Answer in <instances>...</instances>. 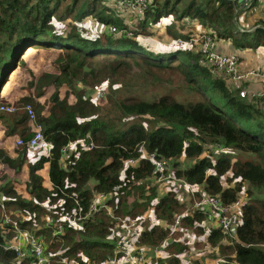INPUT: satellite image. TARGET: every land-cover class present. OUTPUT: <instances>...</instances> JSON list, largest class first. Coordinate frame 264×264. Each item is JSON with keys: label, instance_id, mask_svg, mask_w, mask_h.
<instances>
[{"label": "trees", "instance_id": "16d2710c", "mask_svg": "<svg viewBox=\"0 0 264 264\" xmlns=\"http://www.w3.org/2000/svg\"><path fill=\"white\" fill-rule=\"evenodd\" d=\"M239 8L238 0H149L134 35H114L104 30L87 35L79 24H56V17L66 19L73 14L77 22H82L91 15L102 24H126L113 15L104 0H0V86L11 70L26 63L25 57L32 46L63 52L57 73L42 80L35 93L42 95L45 88H53L46 113L42 112L43 104L35 101L31 93L20 97L22 103L34 104L44 133L52 141L49 155L42 154L27 163L33 198H19L12 187L0 189L17 196L15 201L27 212L39 211L44 201L56 202L53 208L57 212L53 214L70 217H76L74 211L78 205L83 210L87 208L94 192L110 193L107 202L112 214L103 208L80 220L78 226L69 219L64 221V232L54 237L60 240L51 243L53 249L62 248L57 257L81 252L90 262L102 264L113 254L114 240L109 235L115 224L114 216L137 217L149 208L154 218L167 224L155 222L138 229L136 243L155 246L165 242L174 216L180 213L177 227L206 232V240L217 245L225 234L218 227L206 224L204 229L203 211L188 207L174 190L158 194L157 186L148 180L153 167L149 156L165 157L176 166L173 159L183 155L193 161L174 167L177 178L200 186L227 205L235 203L242 191L247 196L240 205V221L231 247L233 255L219 264H264L261 245L264 244V96H240L214 67L202 61L201 53L195 48L163 44L165 47L154 50L136 35L148 31L149 17L157 22L175 15L178 20H195L198 28L190 22L191 30L207 31L217 41H230L235 48L264 45V17L244 26L236 16L241 30L234 22ZM249 8L259 9V1L253 0ZM251 27L254 28L249 30ZM22 53L24 57L20 56ZM174 68L183 72L204 100L179 101L169 91L158 92L152 100L140 97L139 85L160 81ZM76 79L93 86L107 82L113 95L109 91L100 103L79 89L75 99L69 100L60 94V86ZM17 110L2 113L0 117H7V120L4 117L6 134L17 131L26 139L31 134L27 115L24 109ZM142 115L146 116L144 121L156 122L151 130L139 118H131ZM80 138L86 146L76 143L63 153L68 141ZM90 141L94 145H89ZM216 143L223 149L216 157L203 153L207 145ZM141 147L147 156H141ZM28 152L23 146L12 156L0 146V161L20 170ZM131 158H138L137 164H130ZM45 166L51 186L43 184L38 172ZM131 195L133 199L129 200ZM31 225L29 219L20 222V226L28 229L34 228ZM34 229L49 234L48 230ZM11 232L8 225L0 223V264H11L16 258L13 250L2 246ZM186 248L187 244L175 239L166 242L164 250L168 255L164 263L182 264L178 253ZM190 264L207 263L195 259Z\"/></svg>", "mask_w": 264, "mask_h": 264}, {"label": "built area", "instance_id": "2783aa9c", "mask_svg": "<svg viewBox=\"0 0 264 264\" xmlns=\"http://www.w3.org/2000/svg\"><path fill=\"white\" fill-rule=\"evenodd\" d=\"M149 0H104L105 5L111 8L113 15L123 19L126 26H118L113 23L102 24L98 27L100 30L112 33L114 35L125 34L134 35V30L139 29V21L142 18L144 10L147 8ZM253 0H244L241 3L242 9L249 8ZM259 1V12L264 17V0ZM238 28H243L237 24ZM141 36L143 34L137 33ZM185 44L192 46L196 44V51L201 53L202 61L212 67L223 77L228 85L238 90L242 97H261L264 96V66L254 65L248 67H240L239 57L236 53H228L218 47V42L215 37L207 31H199V33L188 36L178 35L172 37L164 44ZM93 97H103L106 94V89L103 87H94ZM7 101V100H6ZM25 110L27 115V122L31 134L25 139L22 136L14 140V145L18 148L26 146L28 155L26 163L31 162L42 154L49 155L51 153L52 141L44 133V126L38 118L37 113L31 103H18L13 100L7 102H0V114L12 113L19 108ZM44 113V112H43ZM81 144L86 146L83 139H76L68 141L66 146L62 149L63 153L67 152V147L73 144ZM89 145H94L90 141ZM214 146V145H213ZM215 147H221L220 143H216ZM20 149L13 148L12 156H16ZM141 156H147L145 150L141 147ZM153 162L151 179L161 178L164 175L168 160L165 157L149 156ZM138 158L129 159L130 164H137ZM24 163L20 170L14 171L5 163L8 171L10 181L0 177V188L7 189L12 182L11 177H14L20 182L10 186L15 190L20 191L23 195L33 198L31 189V182L28 176L27 164ZM4 162L0 161V168ZM39 172V170H38ZM48 183L43 180V184L51 186L49 176H46ZM178 181L190 188L193 185L185 181L183 178H177ZM3 184V185H1ZM15 184V185H14ZM5 190H1L3 192ZM110 193L94 192L87 208L83 210L81 205L74 211L77 213L76 217L79 220L86 219L93 215V213L100 209H106L109 214H112V208L107 202ZM193 207L198 208L205 214L204 223L207 226L218 227L225 235L235 237L237 230V223H235L231 216L230 205L223 203L218 196L209 195L202 192L199 197L194 198ZM181 214L177 213L174 216V223L171 225V230L177 227L181 221ZM115 224L118 226V232L115 235L113 254L102 264H159L160 250L158 246L148 244L136 243V233L138 231V222L135 217L130 216H114ZM28 219L27 214L22 211L19 204L5 202L0 199V223L8 225L12 230L11 238L3 243L5 249H11L15 252L16 264H21V261L26 260L25 264H52L54 261L63 264H94L88 260L81 252L73 259L68 256L57 257L59 251H49L45 244L43 237L35 231L29 230L26 227L20 226V222ZM63 219H55L53 216H46L44 227L51 228L53 238L64 232ZM8 230V228H7ZM58 238V237H56Z\"/></svg>", "mask_w": 264, "mask_h": 264}, {"label": "rangeland", "instance_id": "374dc122", "mask_svg": "<svg viewBox=\"0 0 264 264\" xmlns=\"http://www.w3.org/2000/svg\"><path fill=\"white\" fill-rule=\"evenodd\" d=\"M257 14H258V12H257L256 8H248L245 10H242L239 8L237 18H238V21L240 23H243L245 18L252 20L253 18H255V16ZM173 16L175 17V15H173ZM189 21L190 20L188 18H185V20L183 22L178 23V26H179L178 28L180 29V31L178 29L177 30L170 29L171 32L172 33H179V32L187 33L185 36L199 33V30H197V31L196 30H190ZM55 22H56V24L63 25V26H70L73 23L75 25L79 24L80 27L84 30V32L87 35H91L94 33H96V34L100 33L99 32L100 28H98V27L101 25V23L99 21H97L94 18V16H91V15L85 17L82 20V22H77L73 16V14L70 15L69 17H67L66 19H59L56 17ZM148 23H150V24L153 23L151 17L148 18ZM155 27H157V26H155ZM171 32H169L171 34L169 37L164 38L165 36H168V34L163 37L160 35H156V32H153V31L148 29V31L145 32V34L139 36V38H141L143 42L149 44V46L155 50L157 47H159V48L165 47L163 45L164 43L169 41L170 38L177 36V34L173 35ZM137 37H138V35H137ZM175 45L183 46V47H191V48H195V49L197 48L196 44H192V46H188L185 44L176 43ZM23 53L20 55L21 57H24ZM62 57H63L62 50H58V49L52 48V47L32 46L31 50L26 55L27 62L24 64H19L15 69L11 70L7 75V80L4 81V83L0 86V102H7L8 100H13L15 102L22 103L24 101H20L21 96L28 95L30 93L33 96H35V93L37 92L38 86L41 85L42 80L48 79V77L57 73L58 62L62 59ZM164 77L165 78L160 80V81H146L144 86L139 85L138 86V93H139L140 97L152 100L155 98V96L158 92L169 91L179 101H189V100H196V99H203L204 100V98L192 88L193 84L185 78L183 72H181L179 69H177V68L170 69L168 72L165 73ZM94 87H103L104 89H106V94L103 97L91 96L94 92L92 89ZM52 89H53L52 87L45 88V92L42 95H36L35 96V101L43 104L42 105V112L45 111V113H46V111L48 110V108L50 106V100H49L48 96H49ZM79 89L80 90L83 89V91L86 95H90V97H92V99L94 101H98L100 103L105 101V99H106V97L110 91V88H109L107 82H104L102 85L93 86L90 83L76 79V80H73L72 83L66 84L64 86H60V94H65L67 96V99L70 98L69 100H72V99L74 100L75 99V92L78 91ZM144 90H145V92H143ZM111 95H113V93H111V91H110V96ZM32 105L34 106V104H32ZM22 110L23 109L20 107L17 111H22ZM18 113H21V112H18ZM224 116L227 120H229V117L227 114H224ZM4 117L7 120V117L6 116H4ZM4 117H0V120L3 123H5V125L7 126V121L4 119ZM144 117H146V116L145 115H142L139 117L133 116L131 118H139V120H142L144 122V124L146 125V128L151 130L155 126L156 122L154 121V122L148 123L147 121H144V119H145ZM26 123H27L28 131H29L30 129H29L28 122H26ZM4 134H6L5 130H4ZM13 134H14V139L21 136V135H19V133L17 131ZM205 147H206V145H205ZM13 148H14V150L15 149H18V150L21 149L15 145H13ZM222 150H223L222 148L220 149V148H217V147L209 144V145H207V148L204 150L203 153L209 154L212 157H216L217 154H219ZM175 160L177 162L176 166L173 165L172 160H168V164H167V167L165 169L163 177H161L159 179L158 178H155V179L149 178L148 180L151 184H155L157 186L158 194L161 195L168 190H174L177 193V195L181 201L185 202L188 205V207L189 206L193 207L192 205H193L194 198H197V195H200L202 192H205V191H203L202 188H200V186H198V185H193L190 188L186 187L183 184V182L178 181L176 179V176L174 175V172H173L174 167L177 168V167H183V166L189 165L193 160H190V158L185 157L183 155H180V156L173 159V161H175ZM8 167L11 168L10 166H8ZM8 171H9V169L7 168V166L4 163L3 166L0 168V177L4 178L5 180L10 181V178L7 179ZM14 171H17V170H14ZM39 173L42 175L43 180L47 184L48 179L45 180L46 176L48 177L46 166L39 169ZM11 179H12V182L9 184L10 186L13 184V182H15V183L20 182V180L14 178V177H11ZM244 183H245V186H249V184L247 182H244ZM1 185H3V184H1ZM10 186L7 187V189H9ZM16 192L20 195V196H18L19 198H23L25 200L31 199L30 197L23 195L18 190H16ZM16 198H17V196L8 195L5 192H0V199H3V200L5 199L7 201L10 200L11 203L18 204V202L15 201ZM246 198H247V196L242 191L239 193L238 200L235 203H233L232 205H230L231 216H232V219L235 223H238L240 221V205L243 201L246 200ZM132 199H133V196L131 195L129 197V200H132ZM59 201H61V200H59ZM55 203L56 202L50 203V202L44 201V202H42L43 206L41 207V209L39 211L31 212V213L29 211L27 212L26 209L21 207L22 211L25 212V214H27L28 219L31 220V224H32L31 226L32 227L38 228V229L48 230L49 234L45 235L43 233L38 232L34 228L29 229V230H35L37 233H39L43 237V240H44L45 244L48 246V249H50L49 251H52L54 253H55V251H59L56 249L62 250V248H59L61 246H57L56 248H54L55 249L54 250L51 247L52 242H58V240H60V239L53 238L51 228L44 227L46 216H53L55 219H63L64 221L69 219V221L72 222L74 225H76V226L80 225L79 224L80 220L77 217H70L67 214H61L58 216L54 215L53 213L57 212L53 208ZM151 210L152 209L149 208L141 216L135 217L137 219V222L139 225L138 226L139 230L144 228L146 225H150V224L155 223V222H157L161 225L167 224L163 220L154 218ZM186 211H187V209H186ZM36 215H39V217L37 218ZM130 217H134V216H130ZM64 221H63V223H64ZM114 222H115V219H114ZM203 226L205 229V223L204 222H203ZM170 227H171V225H170ZM117 228H118V226L112 227L111 234L109 235L110 239L115 240V235L118 232ZM12 233L13 232L10 233V236L8 239L11 238ZM233 238L234 237H232V236L225 235V237L222 240H220V242L217 245H212L211 243H209L206 240V232L204 234H201V233L195 232L192 228H189V227L181 228L179 226V227H175L174 229L170 230L167 240L165 242H163L162 244H159V245L157 244L156 246H158L159 250H160V254H161L160 258L161 259L160 258L159 259L162 262L161 264H165L164 261L167 259L166 257L168 255L167 252L164 250V245L166 242H168L172 239H175V241H179L181 243L187 244V248L178 253L182 264H190L195 259H198L200 261H204L207 264H219L221 261L225 260L228 256L233 255V252L231 251V247L233 245ZM261 245H263L262 247H264V244H261ZM177 246L178 245H176V247ZM68 258L73 259L72 256H68ZM23 262L24 261H21V264L27 263V261L25 263H23ZM16 263H17L16 259H14L13 262H11V264H16ZM52 264H63V263H58V262L54 261Z\"/></svg>", "mask_w": 264, "mask_h": 264}, {"label": "crops", "instance_id": "0c3cea01", "mask_svg": "<svg viewBox=\"0 0 264 264\" xmlns=\"http://www.w3.org/2000/svg\"><path fill=\"white\" fill-rule=\"evenodd\" d=\"M240 9H242L240 4ZM245 10V9H242ZM258 14L253 18L252 20H249L248 18H245L243 21L244 26H248L251 23H253L257 17H260L259 9L257 8ZM185 20L176 19L173 15L172 16H165L162 17L159 21L153 22L152 24L146 23V26L149 30L156 32V35L165 36L168 34V36H165L164 38L169 37L171 34L168 32V29H179L178 23L183 22ZM194 24V27L196 26L195 20L189 21V23ZM170 24V25H169ZM174 24V25H173ZM157 26V27H155ZM198 28V26H196ZM191 30V29H190ZM180 31V29H179ZM182 31V30H181ZM218 46L221 50L228 52V53H236L239 57V65L240 67H248V66H254L257 64H261L264 66V45L258 46L256 48H235L230 41H223L218 40ZM165 45V44H164ZM175 45V44H172ZM26 58V57H25ZM27 62V59H25ZM5 123H3L0 120V146L5 148L9 153H12L13 151V145H14V134H4V130L6 129ZM214 226V225H213ZM161 255V254H160Z\"/></svg>", "mask_w": 264, "mask_h": 264}, {"label": "water", "instance_id": "95a60500", "mask_svg": "<svg viewBox=\"0 0 264 264\" xmlns=\"http://www.w3.org/2000/svg\"><path fill=\"white\" fill-rule=\"evenodd\" d=\"M243 1L244 0H238V2L241 4V3H243ZM238 12H239V9H237L236 11H235V15H234V22L236 23V24H238V22H237V20H236V16H237V14H238ZM255 27V26H254ZM254 27H251L249 30H252ZM89 185H87V187H88Z\"/></svg>", "mask_w": 264, "mask_h": 264}]
</instances>
